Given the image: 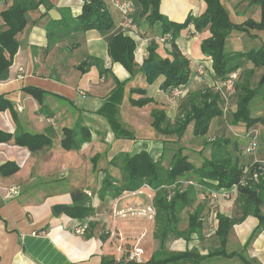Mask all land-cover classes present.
Wrapping results in <instances>:
<instances>
[{"label": "crops", "instance_id": "1", "mask_svg": "<svg viewBox=\"0 0 264 264\" xmlns=\"http://www.w3.org/2000/svg\"><path fill=\"white\" fill-rule=\"evenodd\" d=\"M85 1L88 0H44L38 9L27 13L26 26L16 36L18 49L8 75L0 80V100L10 105V109L0 110V135L11 137L7 143L0 142V167L6 163L18 167V171L11 176L0 175V264H110L117 257L114 252L120 241L117 238L110 240L107 236L109 232L120 233L124 244L129 243L130 246L138 240L140 243L145 235H138L139 229L134 220H120L114 216L115 212L144 207V204L151 202L154 192L147 188L139 190L145 196H150L149 200L136 196L138 193L100 196V189L108 174L112 179L120 180L119 170L113 164L108 165L107 156L101 158L100 153L107 148L129 155L146 152L153 161H160L164 168L172 156L171 145L168 144L171 136L161 135L153 129L150 114L154 110L163 111L173 123L179 103L171 101L159 89L162 77L148 85L142 70L152 43L156 45L155 54L161 59H171L170 45L159 43L162 38L160 25H150L146 21L148 13L142 14L140 6L135 5L136 0H124L133 4L138 27L136 37L125 34L135 44L134 75L130 76L121 65L110 60L107 44L95 30L71 32L51 48L47 47L46 26L49 22L61 18L60 10L68 11L72 18L79 16ZM101 1L117 27L121 21L120 14L112 7L110 0ZM12 2L6 0L0 4V12ZM219 2L233 25H242L248 20L256 23L264 21V13L250 0ZM205 9L203 0H160L158 4L159 14L174 24H182L190 15L198 18ZM2 25L0 18V29ZM209 37L207 28L195 32L190 25L175 40L181 54L190 61L191 72L187 84L190 93L210 87L215 82L211 61L200 51L201 42ZM263 40L264 31L231 32L226 39L225 50L244 53L264 49ZM231 42L236 45L233 46ZM90 57L102 63L104 73L101 76H98L94 66L85 74L76 70L77 65ZM198 68L204 69L205 75L197 74ZM116 82L124 83L122 97L113 105L119 129L127 135L124 140L116 139L106 118L98 114ZM33 88L46 93L41 104L24 92ZM135 91H143L144 95ZM130 98L134 101L147 98L153 103L142 108L133 107L129 103ZM64 128L87 130L89 142L82 143L77 151L62 150L60 140ZM22 134L44 135L50 139L51 146L30 153L26 148L14 144V137ZM202 147L196 150L197 153ZM211 149L209 144L203 152H208L206 154L209 156ZM187 151L184 150L183 154L199 166L202 158ZM96 156L99 160L92 165L90 159ZM165 157L168 160L166 166ZM258 161L264 168V158ZM10 189L15 194L8 196ZM75 189L82 191L91 215L76 220L69 218L64 211L56 217L52 207H71L69 192ZM199 196L194 202L195 209L202 208ZM235 198L234 195L230 201L217 200L212 214L215 211L226 217L234 215ZM82 222L87 225L81 234L77 230ZM149 226L153 234L154 228Z\"/></svg>", "mask_w": 264, "mask_h": 264}, {"label": "trees", "instance_id": "2", "mask_svg": "<svg viewBox=\"0 0 264 264\" xmlns=\"http://www.w3.org/2000/svg\"><path fill=\"white\" fill-rule=\"evenodd\" d=\"M159 1H135V5L140 6L142 14L148 13L146 21L150 25L156 23L160 25L162 38L169 37L166 43L170 45L171 59L159 58L155 54L156 45L154 43L148 47V58L145 65L153 63L155 67L146 75V83L152 85L162 77L159 89L166 93L169 99L173 90H180L183 93L179 98L173 100L175 103H179L173 123H170L163 111L154 110L151 112L153 129L161 135L174 136L179 141L187 128L191 126L192 136L204 139L212 121L222 122L220 119L225 118L229 114L230 108L234 106L235 110L229 114L230 125L233 127L243 125L248 130L252 129L247 133V137L250 141L249 146L253 143L255 148L247 152L251 155L259 149L264 153V116L253 118L250 111L252 102L260 96V87L253 89L249 84L253 69L260 68L264 64V52L261 48L244 53H229L225 50L226 39L231 32L264 31V21L256 23L248 20L242 25H233L228 20L226 11L219 0H203L206 9L200 17L195 18L190 15L182 24H174L159 14ZM43 3L44 0H13L11 5L0 12L3 23V28L0 29V80H4L8 75V69L18 49L16 36L26 26L27 13L35 11ZM250 3L259 6L261 13H264V0H250ZM60 13L61 18L58 21H51L46 26L48 48L63 40L71 32L84 33L95 30L106 42L110 60L121 65L130 76L135 74V44L129 36L125 35L119 25L117 27L113 25L101 0L85 1L81 14L75 18H72L66 10H60ZM133 15L134 13L131 16L132 20L137 26L135 15ZM190 25L193 26L195 32H201L207 28L210 33V37L201 42L200 51L210 59L215 80L210 87L206 86L191 93L187 85L191 72L190 61L181 54L175 45V40L180 32ZM92 66L97 68L98 76L104 73L102 63L91 57L77 65L76 70L85 74ZM196 73L200 76L205 75L202 68H198ZM232 73H236V79L232 82L230 91H226L223 86ZM123 86L124 83H115L109 99L98 112L99 115L106 118L116 139H119L120 135H123L124 139L127 138L115 120L116 111L113 106L120 101ZM24 92L39 104L46 96V93L34 88L25 89ZM135 92L144 95L143 91ZM129 103L133 107L142 108L153 101L147 98L134 101L130 98ZM6 109H10L9 103L0 100V110ZM256 126L263 128V136L260 133L262 139L259 138L257 129H253ZM10 139L11 137L7 135H0V142L7 143ZM89 140L90 135L83 128L79 130L64 128L62 129L60 147L64 151H77L82 143L89 142ZM204 142L202 149L197 153L202 158L199 166L194 165L183 154V147L179 146L173 152L166 168L162 167L160 161H153L146 152L134 155L119 153L113 158L111 164L118 168L120 180L112 179L108 174L99 195L109 194L112 197H117L122 193H132L147 188L154 192L152 199L155 211L153 236L156 239L171 234L173 238L183 239L187 242L192 235L197 237L213 236L218 245L208 257H237L242 259L244 264H250L241 254L226 252V237L232 227L241 224L248 216L256 217L258 220L257 230L264 232V214L261 212L264 206V168L261 163H256L254 158L249 164H246L239 155H230L228 151L222 149V146L226 144L225 141L213 139L211 144L207 140ZM14 144L26 148L30 153H36L44 147L51 146V141L44 135L22 134L14 137ZM206 144H210L212 148L209 156L202 151L207 146ZM17 171L18 167L13 163H6L0 167L2 176H11ZM255 173L258 174L256 182L252 180V175ZM169 187H171V191ZM182 188L184 190L180 191ZM210 193L218 194L217 200H223L221 195L224 194L228 196L227 200L235 195V203L238 206L237 214L226 217L214 211L217 225L215 230L210 233L208 225L212 216L210 215L211 209L208 212L209 219L201 220L202 209L196 208L187 216L186 228L179 230L181 212L195 202L198 194L202 195L203 200L207 199L209 204L208 195ZM69 195L72 206L66 210V215L76 220L88 218L91 215V209L86 205L87 201L82 191L71 190ZM83 224L84 222H82ZM204 232H206L205 235ZM160 253L162 252L156 254L154 259L147 264H174L178 260H188L193 257L192 251H185L179 257L165 259L159 263L156 258ZM110 264L134 263L125 260L117 263L114 260Z\"/></svg>", "mask_w": 264, "mask_h": 264}, {"label": "rangeland", "instance_id": "3", "mask_svg": "<svg viewBox=\"0 0 264 264\" xmlns=\"http://www.w3.org/2000/svg\"><path fill=\"white\" fill-rule=\"evenodd\" d=\"M231 44L233 46L236 45L235 42H231ZM261 49L264 52V49L263 48ZM254 50H257V49H254ZM263 75H264V64L260 68L253 69V74L249 80V84L251 88L255 89L258 87L259 81L261 80ZM259 95L260 96H258L252 102V106L250 108L251 116L253 118L264 116V83L260 87ZM234 110H235V107L233 106L230 108L229 111L232 112ZM229 114L225 118L220 119L222 122L220 123H217L216 121L213 122V124H211V127L209 129V133L206 135L204 139H200V138L193 139L192 127L187 128L185 135L179 141L174 136L170 137L169 142H168V144L171 145L170 151L173 154V152L179 146V147H183L184 150L188 149L192 153L197 154L196 150L201 148L203 143H205L204 140L210 139L209 143L211 144L212 140L214 139L216 141L218 140L225 141L226 144L222 146V149H225L226 151H228L230 155L231 154L239 155L241 160H243L246 164H249L253 158L256 163H260V161L258 160H262L264 158L263 156L264 153H262L261 150L257 149L251 155L249 152H247L249 142H250L249 138L247 137V133L252 129L248 130L243 125H239L237 127L231 126L229 123ZM253 129H257V132L259 133V138L263 136L262 135L263 128H261L260 126H256ZM260 133H261V136H260ZM123 138H124L123 135L122 136L120 135L119 139L124 140ZM115 150L116 149H108V148L104 149L103 151L101 150L102 152L100 153V157L104 158L105 156H107L109 160L108 165H111V161L113 160V158L118 156L119 154V153H116ZM189 151L187 152L189 153ZM204 153H208V152H204ZM187 155L191 157L192 159L195 158V157H192L194 156L192 154H187ZM98 156H96V158H94L95 157L94 156L90 159V163L92 165L99 160ZM166 157L164 160V166H166L165 164H167V161H168ZM116 169L118 170L117 167ZM169 189L171 191V187H169ZM182 190H184V188L180 189V191ZM123 194L124 193H122L121 195ZM136 196L146 197L147 200H149L148 197L145 196L143 192H141V194L136 195ZM152 199L153 197L151 196V202L149 201L148 204H144L143 206L146 207V206L152 205ZM199 199L202 202L201 209H205L204 211L202 210L200 218L201 220L202 219L205 220L207 218L209 219V214H208L209 209H211V211L213 207H214L213 209H215L216 202L214 201L208 204L207 199L203 200V198H201L200 196H199ZM226 200L227 199H223V201H226ZM228 201H230V199ZM194 204L195 203H192L190 206L186 207L183 212H181L180 214L181 220H180L179 227H178L179 230H183L186 228L187 216L195 210ZM237 207H238L237 204L234 202L233 209H232V212H234V215L237 214L236 213L238 210ZM137 209L139 208L138 207L132 208V211L137 210ZM121 211H123V213L126 214L125 218H121L114 214H112V216L114 215L120 220L121 219L122 220H125V219L134 220L139 229L138 235L141 236L142 233L145 234L144 237L142 235L143 239L138 244V247L142 250V253H143L142 260H143V263L145 264L153 260L156 254H158L159 252H162V253L158 255V258H156V260L160 263L161 261H164L165 259L179 257L185 251H192L193 257L188 260H178V262L174 264H244V261L237 257H233V258L208 257L210 252L218 245L217 240L214 239L213 236L197 237V236L192 235L187 242L184 241L183 239L173 238L171 234H167L161 239H156L153 236L151 228L149 226V225H152V227L154 228L153 222H148L144 218H140V217H131L130 215L127 214V209L120 210L119 212ZM261 212L264 214V206L262 207ZM209 220L211 222L210 230H213V227L217 225V222L214 217L210 218ZM257 227H258V220L254 216H248L241 224L232 227L226 237V247H225L226 252L229 254L230 253L241 254L244 257V259L247 260L250 264H264V253H263L264 252V232L258 231ZM205 234L206 232H204V235ZM107 236L109 238V235ZM121 245H123L122 246L123 251H129L132 248V246H130L129 243L124 244V241L121 242Z\"/></svg>", "mask_w": 264, "mask_h": 264}, {"label": "built area", "instance_id": "4", "mask_svg": "<svg viewBox=\"0 0 264 264\" xmlns=\"http://www.w3.org/2000/svg\"><path fill=\"white\" fill-rule=\"evenodd\" d=\"M6 0H0V4L4 3ZM112 7L117 10V12L120 14L121 16V21L119 23V27L121 29L124 30L125 34H128L131 37H136L138 35V28L137 26L134 24L133 20H132V14L134 13V7L133 4L128 2V1H124V0H110ZM169 40V37H163L159 40V43H166ZM236 79V73H232L227 81L224 83V88L226 91H230V89L232 88V82ZM182 91L180 90H173L171 93V101L177 99L180 97V95H182ZM255 148V145L252 143L250 144L248 151H252ZM258 178V174L255 173L252 175V180L253 181H257ZM133 194L138 193L141 194L140 191H135L132 192ZM15 194L13 189H10L8 191V196ZM89 195V194H88ZM150 199V196H147ZM221 197H223L224 199H227L228 196L227 195H221ZM209 198V203L211 202H216V200L219 198V195L216 193H210L208 195ZM117 216L121 217V218H125L126 214L123 213V211L121 212H115ZM127 214L130 215L131 217H140V218H144L145 220H147L148 222H153L154 220V216H155V211L152 205L146 206V207H142L139 208L137 210H133L132 208H128L127 209ZM211 218L214 217V215L212 214V212H210ZM215 222V221H214ZM86 225L87 223L84 222V224L80 227V229H78L77 231H79L78 233H83L84 230L86 229ZM209 227V232L212 233L216 226L213 227V230H210L211 228V222L208 225ZM109 235V239L113 240L115 238H117L120 241V244H118L115 248V252L117 254V257L115 259V262H120L123 259L125 261L128 262H132L134 264H143V260H142V250L138 247L139 244V240L136 242L135 245L132 246L131 250L129 251H123L121 242L123 241L122 235L120 233H116L115 231H111L108 233Z\"/></svg>", "mask_w": 264, "mask_h": 264}, {"label": "water", "instance_id": "5", "mask_svg": "<svg viewBox=\"0 0 264 264\" xmlns=\"http://www.w3.org/2000/svg\"><path fill=\"white\" fill-rule=\"evenodd\" d=\"M155 67L153 63H148L143 66L142 70L145 75L149 74L151 70ZM264 83V75L262 76L261 80L259 81L258 87H261ZM67 210V206L64 205H55L52 207V213L58 217L60 216L64 211Z\"/></svg>", "mask_w": 264, "mask_h": 264}]
</instances>
